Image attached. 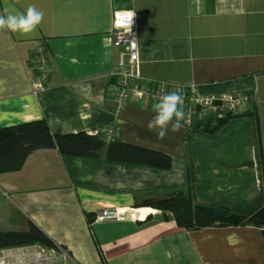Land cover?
<instances>
[{"label": "crops", "instance_id": "crops-1", "mask_svg": "<svg viewBox=\"0 0 264 264\" xmlns=\"http://www.w3.org/2000/svg\"><path fill=\"white\" fill-rule=\"evenodd\" d=\"M30 4L45 13L35 33L0 31V128L44 119L53 134L99 136L113 122L116 140L165 153L171 166L36 150L19 171L0 174V230L25 231L32 222L66 251L64 257L55 252L54 264H264L258 227L187 231L157 210L134 207L174 191L194 190L200 198L203 187L189 166L197 163L198 172L212 166L214 174L218 164L233 159L234 172L253 173L255 167L260 172L264 207V0H19L15 7L23 11ZM3 8L0 0V12ZM120 10L135 12L134 74L167 85H195L207 94L251 97L248 110L257 120L262 167L238 149L228 160L208 158L206 145L187 141L190 129L182 123L180 131L159 140L147 128L155 114L149 99L130 101L113 117L111 72L124 47L115 41L112 19ZM39 41L50 73L46 88L33 94L32 56ZM106 208L121 215L89 222ZM38 249L1 250L0 264H33Z\"/></svg>", "mask_w": 264, "mask_h": 264}, {"label": "trees", "instance_id": "trees-1", "mask_svg": "<svg viewBox=\"0 0 264 264\" xmlns=\"http://www.w3.org/2000/svg\"><path fill=\"white\" fill-rule=\"evenodd\" d=\"M239 121H244L243 125L249 131L248 134H252L254 137V146L256 147H254L255 158L257 167L260 168V166L262 167V149L258 145V125L255 113L252 110L237 115L229 114L222 119L216 120L214 125H211L210 121L196 123L189 130L188 137L195 135L201 140L205 139L212 142V145H222L225 141L224 139H220L219 135L226 128H230L231 126L238 127ZM247 142L250 143L248 147L251 148V142ZM195 143L201 145L200 148L204 145L198 143V140ZM48 148L56 149L63 156L95 159L100 158L104 154L105 158L111 161L128 162L159 169H169L171 166V157L167 154L125 144L119 142V140L106 143L100 135L94 136L84 133L53 134L47 122L42 119L0 128V174L19 171L29 154L36 150ZM205 148L206 152H208L207 150H211V146L209 145H206ZM194 151L196 155L198 153L201 154L200 157L204 155L202 149L195 148ZM236 152L233 150L232 155L234 157L237 154ZM206 156L214 158V155L211 153H207ZM169 194L162 199H143L140 203H135L134 207H149L159 210L162 212L164 219L170 216L179 228L187 231L212 227L255 226L262 230L264 237L263 206L251 212H242L227 205L211 206L202 201L195 202V198L191 195L190 191L186 194L183 192H172V194ZM200 194V199H202L203 195L201 192ZM94 217L92 216L89 222H92ZM34 245L44 249H61L32 222L29 223L26 231L0 230V251Z\"/></svg>", "mask_w": 264, "mask_h": 264}, {"label": "built area", "instance_id": "built-area-1", "mask_svg": "<svg viewBox=\"0 0 264 264\" xmlns=\"http://www.w3.org/2000/svg\"><path fill=\"white\" fill-rule=\"evenodd\" d=\"M130 10H120L113 13L112 26L117 44L122 45L124 50L119 55L118 65L111 72L113 87L111 100L113 102V117L120 115L130 101H143L149 99L157 103L162 95L173 91H179L184 98L185 119L181 123L191 129L196 123L206 120L222 119L227 115H235L246 112L251 104V97L244 94H207L198 91L195 85L179 86L167 85L161 81L143 79L133 73L131 64L137 61V46L134 38V23L130 32H125L119 20ZM33 76L30 79L31 91L33 94L42 92L46 88L49 78V60L44 43L41 41L35 44L32 56ZM116 125L111 122L100 131L104 141L116 140ZM119 218V211L115 209H101L96 213L94 220L102 222L116 220ZM59 251L64 257L66 251L62 249H44L39 247L36 252L33 264H54L58 257L55 252Z\"/></svg>", "mask_w": 264, "mask_h": 264}, {"label": "rangeland", "instance_id": "rangeland-1", "mask_svg": "<svg viewBox=\"0 0 264 264\" xmlns=\"http://www.w3.org/2000/svg\"><path fill=\"white\" fill-rule=\"evenodd\" d=\"M238 114H241V113H238ZM216 120H219V119H212L208 121L211 122V125H214L216 123ZM208 121L206 120L203 123H206ZM243 123L244 121H239L238 127L235 128L231 126L230 128H226L219 135L220 139H224L225 141L220 146L216 144L212 145L211 144L212 142L207 141L205 139L201 140L195 135L189 136L187 141L189 143H195L196 140H198V143H202L207 146L212 145V148H210L211 150H208V151L213 153L214 157L220 160L231 159V157H233L232 156L233 150L237 151V149L241 151L243 157H247V158H250L252 156L254 157L255 148H256L254 146L255 144L254 137L252 136V134H248L249 131L246 130ZM251 124L253 125V123ZM247 141H250L252 146L255 147L253 148V150L252 149L250 150V148L248 147L250 143H248ZM222 163L223 165L218 164L216 166V171H214V174H212V171L210 169V167L212 166H210L209 169L206 170L205 172L197 171V163L194 164L195 169H193L191 165L189 166V170L194 174L193 175L194 179L198 181L196 185L203 187L202 191L200 190V192L203 195L202 199L196 196L197 192L195 193V191L193 190V195H195L194 201L195 202L202 201L205 204H208L211 206H226L227 205L228 207L236 208L240 211L243 210V212H251L255 210L256 208L261 207L262 206L261 204L262 183H261V180H259L260 172L258 170L256 172L257 168L255 167V171L253 173L249 172L245 174L243 171H239V170L234 172L233 170L234 163H235L234 159L233 161H223ZM235 186H238V187H235ZM179 192H182V191H179ZM174 193H178V192L174 191ZM183 193L186 194L185 192ZM168 195L170 194H167L164 197H167ZM162 198H158V199H162ZM140 202L141 201H139V203ZM141 208L155 210L149 207H141ZM160 213L162 214V212ZM120 215H121V212H119V216ZM29 223L30 222H28L27 227L29 226Z\"/></svg>", "mask_w": 264, "mask_h": 264}, {"label": "clouds", "instance_id": "clouds-1", "mask_svg": "<svg viewBox=\"0 0 264 264\" xmlns=\"http://www.w3.org/2000/svg\"><path fill=\"white\" fill-rule=\"evenodd\" d=\"M19 0H4L3 11L0 12V31H10L22 36L36 32L44 21L45 13L35 4H30L23 11L15 7ZM135 12H127L120 17L119 23L130 32L134 23ZM184 98L179 91L162 95L153 105L154 116L148 121L147 128L155 131L157 138L163 140L169 131L178 132L181 121L185 119Z\"/></svg>", "mask_w": 264, "mask_h": 264}]
</instances>
